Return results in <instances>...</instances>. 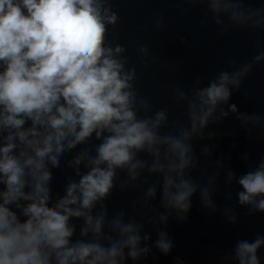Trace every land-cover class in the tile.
Listing matches in <instances>:
<instances>
[{
  "label": "clouds",
  "instance_id": "9594fccd",
  "mask_svg": "<svg viewBox=\"0 0 264 264\" xmlns=\"http://www.w3.org/2000/svg\"><path fill=\"white\" fill-rule=\"evenodd\" d=\"M184 2L206 6L201 24L210 16L220 36L264 33V0ZM119 23L113 0H0V264H139L154 250L167 257L169 221L188 222L194 197L206 213L239 222L236 206L218 207L221 181L226 200L238 185L236 205L264 213V155L253 164L243 152L240 175L230 156L213 158L223 135L215 126L229 118L249 141L264 135V115L231 102L264 64V50L206 82L171 86L176 116L138 89ZM155 27H165L162 14ZM136 55L145 66L155 60L147 45ZM54 170L63 173L60 190ZM114 191L139 194L110 210ZM261 250L262 234L237 239L221 264H261Z\"/></svg>",
  "mask_w": 264,
  "mask_h": 264
},
{
  "label": "water",
  "instance_id": "95a60500",
  "mask_svg": "<svg viewBox=\"0 0 264 264\" xmlns=\"http://www.w3.org/2000/svg\"><path fill=\"white\" fill-rule=\"evenodd\" d=\"M113 8L120 16L116 38L128 48L129 66L137 68L138 89L149 97L154 109L173 108L176 116L181 115V110L172 103L169 95L171 86L179 84L188 88L197 76L204 77L206 82L221 70H232V61L237 64L249 61L257 51L264 50V33L240 30L220 36L210 16L207 24L202 25L204 5L194 6L184 0H113ZM161 14L165 27L157 29L155 20ZM141 45H147L151 49V56L155 57L154 61L148 58L147 66L140 63L136 55V49ZM244 92L249 93L248 99H245ZM231 102L236 103L241 111L264 115V64L257 66L248 76L241 91L234 93ZM215 127L223 135L214 142L217 147L213 158L220 153L230 156L231 167L238 175L248 170V165L240 159L243 152L251 153L250 163L253 164L258 163L264 155V135L257 132L256 138L249 141L235 118H229ZM234 144L235 149L232 147ZM54 171L53 188L60 190L63 173ZM224 190L221 181L215 199L220 209L225 205L236 206L239 222L235 226L230 225L220 211L211 215L206 213L198 197H194L188 222L169 221L168 231L175 243L172 253L165 257L154 250L152 256L139 264H176V257L184 264H221L223 256L237 239L264 235V213L249 216L246 208L236 205L238 185H233L231 201L225 199ZM138 194L136 191H114L108 202L110 210L127 208ZM260 255L261 264H264V250Z\"/></svg>",
  "mask_w": 264,
  "mask_h": 264
}]
</instances>
